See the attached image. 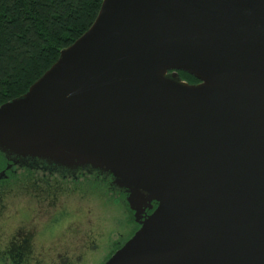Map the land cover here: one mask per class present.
Returning <instances> with one entry per match:
<instances>
[{"label":"water","instance_id":"water-1","mask_svg":"<svg viewBox=\"0 0 264 264\" xmlns=\"http://www.w3.org/2000/svg\"><path fill=\"white\" fill-rule=\"evenodd\" d=\"M0 152L157 203L104 264H264V0H103L0 105Z\"/></svg>","mask_w":264,"mask_h":264},{"label":"rangeland","instance_id":"rangeland-1","mask_svg":"<svg viewBox=\"0 0 264 264\" xmlns=\"http://www.w3.org/2000/svg\"><path fill=\"white\" fill-rule=\"evenodd\" d=\"M17 171L27 170L20 167ZM49 177L51 219L57 217L58 211H65L66 217L60 220L58 233L51 237V242L44 243L42 249L29 246L22 263L104 264L138 228L128 201L122 197L121 191L111 189L96 173L80 170L72 180L71 177L59 179L61 177L57 174ZM18 178L23 179L22 176ZM16 182L0 187L3 190H0V248L3 250L10 248L12 240L21 242L31 236L14 216L17 210L33 205L31 185L27 181L23 186ZM39 199V204L48 203L41 196ZM7 257L5 251L0 254V264H16L13 258Z\"/></svg>","mask_w":264,"mask_h":264},{"label":"trees","instance_id":"trees-1","mask_svg":"<svg viewBox=\"0 0 264 264\" xmlns=\"http://www.w3.org/2000/svg\"><path fill=\"white\" fill-rule=\"evenodd\" d=\"M102 1L0 0V105L27 92L92 26ZM179 75L198 82L187 72Z\"/></svg>","mask_w":264,"mask_h":264},{"label":"flooded vegetation","instance_id":"flooded-vegetation-1","mask_svg":"<svg viewBox=\"0 0 264 264\" xmlns=\"http://www.w3.org/2000/svg\"><path fill=\"white\" fill-rule=\"evenodd\" d=\"M197 83V82H196ZM1 153V152H0ZM3 154V153H1ZM4 155V154H3ZM26 169L27 171H22L21 173L17 171L18 168ZM59 167L56 166H49L46 163L39 162L36 160L24 159L19 161L9 160L4 157H0V187L4 188V185H8L9 182H16L18 185H24L27 181V184L31 185L30 190L32 191L31 197L34 201H32V206H27L25 209L17 210L15 215L19 218L20 224L29 230L31 236H27V239H22V241L18 242L17 239L14 241L12 240L11 246L9 249H1L0 254H8L7 258H13L16 264H23L26 258V253L29 251V246L33 247V249H42V245L44 243L51 242V237L58 233L59 227L61 225L60 220L66 217L65 211H58L57 217L53 220L51 219V210L49 205V198H50V176H54L57 174L60 176L62 180H67L68 177H71L70 180L76 179V173L80 170H83L84 173H96L100 177L103 178L104 181L107 182L109 187L116 191H121L122 197H128V192L115 185L114 178L105 172L100 170L85 167V168H77V169H58ZM22 176L23 179L18 178ZM30 183H29V182ZM22 183V184H21ZM15 184V183H14ZM29 188V187H27ZM3 191L2 189H0ZM28 191V190H27ZM40 195L42 199L46 200V202H42L41 204L38 201H41L36 197ZM2 197V195H0ZM129 205V203H128ZM130 207V206H129ZM157 207V203L153 204V208H146L144 212L140 214V216H136V212L133 211L135 223L138 225L136 231L140 228V221L145 219L146 216L150 215L154 209ZM63 220V221H64ZM135 231V232H136ZM1 233V231H0ZM23 233V230H22ZM120 248V247H119ZM119 248H117L111 255H113ZM37 253V252H36ZM38 254V253H37ZM106 262V261H105Z\"/></svg>","mask_w":264,"mask_h":264}]
</instances>
